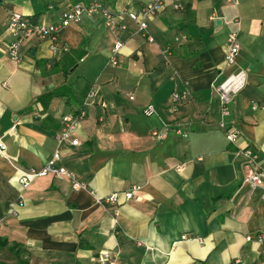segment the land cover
<instances>
[{"label": "crops", "instance_id": "obj_1", "mask_svg": "<svg viewBox=\"0 0 264 264\" xmlns=\"http://www.w3.org/2000/svg\"><path fill=\"white\" fill-rule=\"evenodd\" d=\"M148 1L102 0L112 13ZM173 1L179 10L165 0L148 19L152 42L129 19L120 31L83 13L62 32L67 51L53 55L31 37L14 62L4 50L9 12L51 22L86 0H0V264H98L105 252L117 254L115 264H264V201L245 184L238 155L251 149L252 168L264 170V0ZM230 32L240 48L227 66ZM239 70L245 84L225 120L240 133L231 145L214 89ZM91 89L95 104L73 134L80 145L59 147V164L85 188L51 174L23 187L20 176L51 157L61 117ZM184 90L189 98L173 102L172 92ZM147 105L155 112L146 117ZM164 126V139L150 134ZM135 186L115 224L102 198Z\"/></svg>", "mask_w": 264, "mask_h": 264}, {"label": "built area", "instance_id": "obj_2", "mask_svg": "<svg viewBox=\"0 0 264 264\" xmlns=\"http://www.w3.org/2000/svg\"><path fill=\"white\" fill-rule=\"evenodd\" d=\"M4 1V0H2ZM174 10H179L181 5L169 0ZM226 2L236 4L238 0H225ZM165 0H150L144 4H141L136 11L123 10L117 13L110 12L103 4L102 0H86L84 5L77 3L70 8H66L61 11L59 17L51 22H40L21 12L11 11L8 13L7 20L4 27V32L8 35L9 39L4 42V50L8 58L14 62L20 61L19 50L23 43L31 37H36L41 40H46L49 43V47L53 55H57L60 52L68 50V46L62 40V32L66 26L71 23H77L80 21L83 13L88 14H101L107 20V25L110 27H116L120 31H124L127 28L125 19H129L136 26V32L142 37L146 38L149 42L153 41L152 36L147 33L148 19L155 15L159 9L163 7ZM184 38V37H183ZM123 42L118 39L112 49L109 62L116 64L117 52L122 47ZM239 41L237 32H230L227 35V44L224 51V63L227 66H231L235 63V59L239 52ZM243 70H239L230 74L227 78L215 87V92L219 98L221 106V121L220 127L225 131V136L231 145H236L239 139L240 133L235 127H226V118L229 115L228 102L231 100V96L236 94L245 84L246 75ZM95 90L88 91L84 98L80 108L72 113L66 114L61 117L60 125L54 136L57 148L52 151L51 157L46 160L44 165L40 169H28L19 178V182L23 187H27L30 180L34 177L44 176L51 174L57 177H65L71 182L73 189L85 188V183L77 180L75 174L59 164L60 161V149L62 145L78 146L80 141L74 137V132L78 126V123L86 115V107L95 104L94 100ZM130 100L134 99L132 93L127 94ZM189 91L183 92L173 91L171 98L173 102L185 101L189 98ZM98 105L105 109L107 104L104 101H99ZM255 107V105L253 106ZM154 107L147 105L142 108L143 115L150 116L154 113ZM168 126H164L160 130H153L152 134L157 140L164 139L168 134ZM5 150V145L0 140V152ZM240 158L245 162L244 182L252 189H259L260 198L264 201V170L258 168H252V164L255 163V156L251 149H241L238 153ZM138 187L135 186L130 190L122 192H113L106 196L104 199L107 203L112 205L113 221L117 223L118 206L125 200H129L134 197V192ZM96 198L97 202L102 200ZM247 236L246 239H250ZM264 236H258L257 240L261 242ZM116 253L105 252L101 254L98 259V264H115Z\"/></svg>", "mask_w": 264, "mask_h": 264}, {"label": "trees", "instance_id": "obj_3", "mask_svg": "<svg viewBox=\"0 0 264 264\" xmlns=\"http://www.w3.org/2000/svg\"><path fill=\"white\" fill-rule=\"evenodd\" d=\"M183 11H184V12H186V11H187V9H186V8H183Z\"/></svg>", "mask_w": 264, "mask_h": 264}]
</instances>
